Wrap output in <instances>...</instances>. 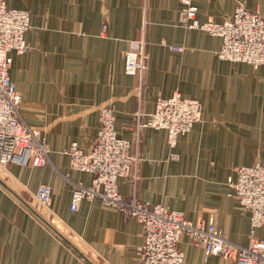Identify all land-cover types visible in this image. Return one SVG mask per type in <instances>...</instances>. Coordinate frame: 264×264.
<instances>
[{"label":"crops","instance_id":"1","mask_svg":"<svg viewBox=\"0 0 264 264\" xmlns=\"http://www.w3.org/2000/svg\"><path fill=\"white\" fill-rule=\"evenodd\" d=\"M191 2L200 22L220 23L238 4L264 18V0ZM5 4L29 16L28 49L9 54L8 75L21 95L24 121L47 140L50 163L0 168V264H140L142 228L135 220L98 201L69 210L72 184L88 185L92 175L71 169L64 150L76 144L90 151L104 106L114 110L118 137L130 140L141 158L140 200L181 211L194 223L212 217L230 241L245 246L250 215L239 207L231 184L238 168L264 166V66L218 59L220 38L180 26L178 0ZM141 39L148 62L138 94L137 78L124 72L123 54L138 50ZM174 94L200 104V121L172 150L165 130L143 128L135 142L136 110L144 119L158 97ZM40 185L51 188V204L36 213L31 205ZM117 189L129 198L130 178H119ZM255 237L264 241V225ZM179 249L185 264H235L216 256L204 260L202 248L186 237Z\"/></svg>","mask_w":264,"mask_h":264},{"label":"built area","instance_id":"2","mask_svg":"<svg viewBox=\"0 0 264 264\" xmlns=\"http://www.w3.org/2000/svg\"><path fill=\"white\" fill-rule=\"evenodd\" d=\"M179 25L197 29L221 40L216 56L220 60L244 63L253 67L264 66V18L259 11H248L236 5L233 14L220 23L212 20L200 22L197 8L191 0H178ZM29 28L26 11L6 7L0 0V168L9 164L45 167L50 163V147L39 130L29 126L20 111L21 95L10 80L8 70L10 53L22 54L28 49L24 33ZM180 51V47H171ZM148 55L145 41H139L138 50L123 54L124 72L137 78V93L142 88V77ZM140 109L135 113V142L141 129L165 130L167 145L174 149L176 140L190 132L201 119L200 104L183 99L177 94L169 98L158 97L154 111L142 118ZM114 111L109 106L98 111L99 128L88 153L76 144L64 154L70 168L92 175L90 183L72 184L70 211L76 212L82 201H98L102 206L118 210L127 219L135 220L142 228V243L136 256L141 264H185L179 242L186 237L188 244L202 248L204 260L216 256L235 264H264V241L255 237V231L264 225V166L255 164L236 170L231 184L239 207L250 215V233L245 246L230 241L210 217L207 222H191L181 211L161 204L152 205L136 195L138 164L141 158L132 153V142L117 136L114 129ZM172 158L175 155H171ZM67 179V175L63 176ZM129 177L132 194L123 198L117 189L119 178ZM52 190L47 185L38 186L34 199L38 206L49 208Z\"/></svg>","mask_w":264,"mask_h":264},{"label":"rangeland","instance_id":"3","mask_svg":"<svg viewBox=\"0 0 264 264\" xmlns=\"http://www.w3.org/2000/svg\"><path fill=\"white\" fill-rule=\"evenodd\" d=\"M147 62H148V60H147ZM146 66H147V63H146ZM135 77V76H134ZM112 108V107H111ZM113 109V108H112ZM114 111V110H113ZM115 129V128H114ZM117 134V133H116ZM118 136V135H117ZM123 139V138H122ZM177 141V140H176ZM1 177V179H3V176L2 175H0ZM64 176V175H63ZM85 186H87V185H85ZM72 194V193H71ZM88 202H93V201H88ZM31 207H33V209L34 210H36L35 212L36 213H38V212H42L43 210L42 209H48V208H43V207H41V206H38L37 205V203L35 202V199L33 198V202H32V205H31ZM69 210H70V205H69ZM139 261V260H138ZM140 262V261H139ZM140 264H141V262H140Z\"/></svg>","mask_w":264,"mask_h":264}]
</instances>
